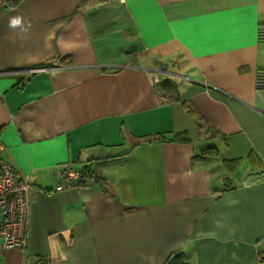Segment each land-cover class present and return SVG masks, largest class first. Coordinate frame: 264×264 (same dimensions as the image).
<instances>
[{
  "label": "crops",
  "instance_id": "obj_1",
  "mask_svg": "<svg viewBox=\"0 0 264 264\" xmlns=\"http://www.w3.org/2000/svg\"><path fill=\"white\" fill-rule=\"evenodd\" d=\"M117 21L138 44L126 62L99 49ZM262 27L264 0H22L0 16L3 159L33 188L29 244L0 264H264ZM89 163L87 187L55 190Z\"/></svg>",
  "mask_w": 264,
  "mask_h": 264
},
{
  "label": "built area",
  "instance_id": "obj_2",
  "mask_svg": "<svg viewBox=\"0 0 264 264\" xmlns=\"http://www.w3.org/2000/svg\"><path fill=\"white\" fill-rule=\"evenodd\" d=\"M20 0H0V16L16 9ZM259 39L264 43V27L259 30ZM46 68L32 72L46 71ZM257 88L264 89V72L257 78ZM6 151L0 140V250L18 248L25 250L29 244L31 227L32 185L20 179L15 168L3 159ZM87 180L70 165H63L56 191L87 187Z\"/></svg>",
  "mask_w": 264,
  "mask_h": 264
},
{
  "label": "trees",
  "instance_id": "obj_3",
  "mask_svg": "<svg viewBox=\"0 0 264 264\" xmlns=\"http://www.w3.org/2000/svg\"><path fill=\"white\" fill-rule=\"evenodd\" d=\"M22 0H20L21 2ZM67 57L62 58V60H66ZM156 89L159 90L161 89L163 91V98L165 99V101L167 102H172V101H178L180 100L179 95L177 93L178 90V86L177 84L172 81L171 79H163L162 81L158 82L156 84ZM189 111L192 113L193 111L189 108ZM151 141L153 140H164V141H175V142H186L188 141V137L184 132H179L177 134L174 135L173 138L168 139L167 137H165V135H158L157 137H152L150 139ZM204 155L208 156L205 159H215L217 158V151L215 147H211L206 149V151L204 152ZM238 166V161L235 160L234 164H232L230 166L232 171H235V169ZM96 168L94 166L93 163H89L85 166V168L83 170H81V174L82 177L85 178L87 180V178L89 176H95V171ZM166 264H189L187 262L186 259V255L184 253H177L172 255L168 261L166 262Z\"/></svg>",
  "mask_w": 264,
  "mask_h": 264
},
{
  "label": "rangeland",
  "instance_id": "obj_4",
  "mask_svg": "<svg viewBox=\"0 0 264 264\" xmlns=\"http://www.w3.org/2000/svg\"><path fill=\"white\" fill-rule=\"evenodd\" d=\"M15 10V9H14ZM103 11H111V13H113V10L112 9H109L107 6H102L100 7V9L98 8V10H96L95 12V20L96 19H99V26H100V30L101 28L103 27V25L106 23L107 19H103V17L101 16H106L103 12ZM13 11V10H11ZM99 15V17L97 16ZM124 23L127 22L126 20H122ZM122 21H117L115 22L114 26L112 27L116 32H112V33H105V34H102L100 36H104V35H107L106 37H103V38H98L100 43L99 45H103V46H100L99 49H103L105 48V51H106V54L111 57L112 59L116 60V61H119L120 59L123 60V62H126L127 61V57L126 55L129 54L130 57L133 53H130V52H134L136 47L138 46L137 43L135 42H132V41H127L126 38H124L122 36V29L125 27L124 23H122ZM99 30V31H100ZM108 34H116L115 38H113L112 40H110V42H103L101 39H108ZM210 145H208L207 147H209Z\"/></svg>",
  "mask_w": 264,
  "mask_h": 264
},
{
  "label": "clouds",
  "instance_id": "obj_5",
  "mask_svg": "<svg viewBox=\"0 0 264 264\" xmlns=\"http://www.w3.org/2000/svg\"><path fill=\"white\" fill-rule=\"evenodd\" d=\"M22 18L20 16H14L9 19V28L16 29L21 26Z\"/></svg>",
  "mask_w": 264,
  "mask_h": 264
}]
</instances>
